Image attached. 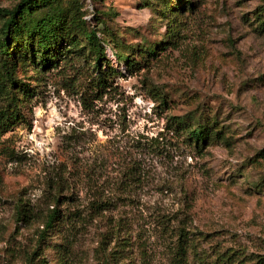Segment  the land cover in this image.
Masks as SVG:
<instances>
[{
    "label": "rangeland",
    "instance_id": "1",
    "mask_svg": "<svg viewBox=\"0 0 264 264\" xmlns=\"http://www.w3.org/2000/svg\"><path fill=\"white\" fill-rule=\"evenodd\" d=\"M62 1L158 51L129 69L107 44L100 90L88 50L17 67L33 93L0 136V264H264V0H169L166 17L161 0Z\"/></svg>",
    "mask_w": 264,
    "mask_h": 264
},
{
    "label": "trees",
    "instance_id": "2",
    "mask_svg": "<svg viewBox=\"0 0 264 264\" xmlns=\"http://www.w3.org/2000/svg\"><path fill=\"white\" fill-rule=\"evenodd\" d=\"M161 3L165 7L163 15L173 16L169 14L173 10L171 1L161 0ZM71 13L72 10L63 6L62 0H21L13 8H0V136L24 120L22 102L30 98L33 92L27 84L16 80L15 71L26 61L31 60L36 66L46 69L64 55V44L69 47L68 54L74 53L75 49L80 52L88 50L90 66L95 74L93 85L100 90L105 89L109 80L118 75V71L108 62L107 44L112 46L129 69H136L139 64L135 61L136 57L157 55L158 46L137 50L119 43L118 38L107 31L103 17L97 19V28L92 29L88 28L86 21ZM100 24L105 29L100 30ZM177 125L182 127V131H187V139L195 147L209 139V128H184L185 122L181 120H177ZM58 220V210H52L46 217V230L40 234L41 239L47 237L48 230L55 229Z\"/></svg>",
    "mask_w": 264,
    "mask_h": 264
}]
</instances>
